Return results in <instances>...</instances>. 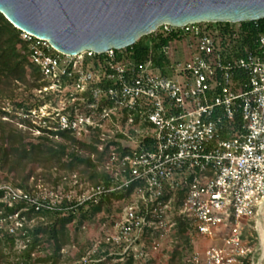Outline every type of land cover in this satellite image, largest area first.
<instances>
[{"label": "built area", "instance_id": "2783aa9c", "mask_svg": "<svg viewBox=\"0 0 264 264\" xmlns=\"http://www.w3.org/2000/svg\"><path fill=\"white\" fill-rule=\"evenodd\" d=\"M216 24L158 27L153 34L179 38L162 47L171 59L166 73L154 57L136 65L115 49L102 55L96 73L85 60L99 54L64 55L48 40L19 30L47 83L39 93H58L60 100L29 111L7 104L3 120L35 137L69 131L82 139L95 134L100 151L107 143L114 146L107 159L109 183L89 185L81 195L47 189L34 195L0 186L8 208L25 204L9 216L11 233L23 227L22 214L30 209L62 210L59 203L73 198L68 209H77L131 190L121 213L105 225V241L120 249L110 255L142 259L151 253L150 237L157 239L154 254L168 241L176 192L183 190L179 213L196 226L198 237L217 243L197 249L191 263L242 264L251 252L242 240L243 221L264 206V33L256 51L237 56L231 35ZM239 24L229 28L234 37ZM237 116L242 125L235 128ZM225 133L234 136L223 139ZM222 226L228 228L216 233Z\"/></svg>", "mask_w": 264, "mask_h": 264}, {"label": "trees", "instance_id": "16d2710c", "mask_svg": "<svg viewBox=\"0 0 264 264\" xmlns=\"http://www.w3.org/2000/svg\"><path fill=\"white\" fill-rule=\"evenodd\" d=\"M216 26L231 35L232 50L237 56L256 51L258 38L264 33V21L239 24L237 37L229 32L232 24ZM178 39L176 35L155 33L117 53L119 58L136 65L154 57L155 65L166 73L171 59L162 54V47ZM30 50L21 32L0 13V186L9 185L34 195L47 189L75 196L81 195L89 185L109 183L111 172L107 159L113 143H107L100 151L95 134L90 139L78 138L69 131L35 137L3 120L7 104L27 111L45 103L58 106V93L46 96L39 93L47 83L39 67L30 60ZM104 61L102 55L87 57L85 67L99 73ZM241 125L242 118L237 116L234 126ZM233 136V133H225L222 138ZM176 194V216L168 241L159 254H154L151 245L157 239L150 237L151 253L142 259L110 255L120 249L105 241V225L114 222L121 213L119 205L131 198V190L108 194L98 204H85L77 209H68L75 204V198L62 200L59 203L62 210L36 212L30 209L23 212L26 221L15 233L10 232L9 216L25 204L11 209L0 201V264H83L85 260L93 261L88 264H192L199 237L196 226L179 213L184 191L178 190ZM254 219L243 221L242 240L251 252L241 257L242 264H254L256 260ZM91 232L88 240L80 243L82 235Z\"/></svg>", "mask_w": 264, "mask_h": 264}, {"label": "water", "instance_id": "95a60500", "mask_svg": "<svg viewBox=\"0 0 264 264\" xmlns=\"http://www.w3.org/2000/svg\"><path fill=\"white\" fill-rule=\"evenodd\" d=\"M0 13L61 54L103 55L134 46L163 24L262 21L264 0H0Z\"/></svg>", "mask_w": 264, "mask_h": 264}, {"label": "rangeland", "instance_id": "374dc122", "mask_svg": "<svg viewBox=\"0 0 264 264\" xmlns=\"http://www.w3.org/2000/svg\"><path fill=\"white\" fill-rule=\"evenodd\" d=\"M61 194H67L65 193V191H60ZM73 196V194H72ZM254 225H253V229L254 231H256L257 234V244L254 250V254L256 257V260L254 262V264H258L260 262V258H261V237H260V231H259V226L260 225H264V213H263V208L261 210L258 211L257 215L255 216L254 219ZM226 230V226H222V227H216L215 228V232L217 233L220 229H224ZM92 235V232L88 235V234H84L82 235V238L80 240V243H83L85 241L88 240L89 236ZM217 244L214 241L208 239V238H198L195 242V246L198 250H204L206 248H209L210 246ZM264 264V261L263 263Z\"/></svg>", "mask_w": 264, "mask_h": 264}, {"label": "bare ground", "instance_id": "6f19581e", "mask_svg": "<svg viewBox=\"0 0 264 264\" xmlns=\"http://www.w3.org/2000/svg\"><path fill=\"white\" fill-rule=\"evenodd\" d=\"M263 213H264V206H263ZM260 237H261V258L258 264H262L264 261V225L259 226Z\"/></svg>", "mask_w": 264, "mask_h": 264}]
</instances>
